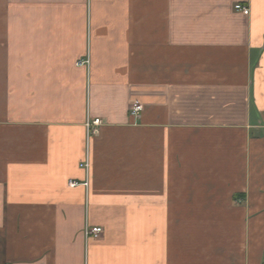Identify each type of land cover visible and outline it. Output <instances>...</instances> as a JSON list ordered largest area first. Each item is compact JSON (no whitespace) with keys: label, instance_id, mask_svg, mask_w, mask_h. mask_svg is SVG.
<instances>
[{"label":"crops","instance_id":"crops-1","mask_svg":"<svg viewBox=\"0 0 264 264\" xmlns=\"http://www.w3.org/2000/svg\"><path fill=\"white\" fill-rule=\"evenodd\" d=\"M0 264H264V0H0Z\"/></svg>","mask_w":264,"mask_h":264},{"label":"built area","instance_id":"built-area-1","mask_svg":"<svg viewBox=\"0 0 264 264\" xmlns=\"http://www.w3.org/2000/svg\"><path fill=\"white\" fill-rule=\"evenodd\" d=\"M234 9L238 12H240L241 14H243L244 16H247L249 14V10L239 4L234 6ZM83 64H85L84 61H79L77 63L78 66H82ZM142 112V106L138 101H134L131 103L130 107H129V115L131 118L138 119L140 114ZM100 125V120L99 119H95L92 120L91 122H87L86 123V128H87V133L88 134H93L95 132L94 127H97ZM83 167H87V165H83ZM69 186L73 187L75 186V183L70 182ZM102 234V229L100 227H86L85 231H84V235L85 238L88 239H93L96 240L98 239Z\"/></svg>","mask_w":264,"mask_h":264}]
</instances>
